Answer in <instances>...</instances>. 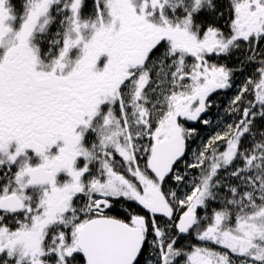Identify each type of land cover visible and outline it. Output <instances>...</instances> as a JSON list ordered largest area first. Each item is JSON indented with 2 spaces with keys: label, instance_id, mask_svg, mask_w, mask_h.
Masks as SVG:
<instances>
[{
  "label": "snow or ice",
  "instance_id": "snow-or-ice-1",
  "mask_svg": "<svg viewBox=\"0 0 264 264\" xmlns=\"http://www.w3.org/2000/svg\"><path fill=\"white\" fill-rule=\"evenodd\" d=\"M0 264H264V0H0Z\"/></svg>",
  "mask_w": 264,
  "mask_h": 264
}]
</instances>
